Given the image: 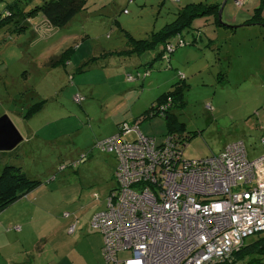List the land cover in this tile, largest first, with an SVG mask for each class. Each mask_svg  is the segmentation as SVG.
Here are the masks:
<instances>
[{
    "label": "rangeland",
    "instance_id": "1",
    "mask_svg": "<svg viewBox=\"0 0 264 264\" xmlns=\"http://www.w3.org/2000/svg\"><path fill=\"white\" fill-rule=\"evenodd\" d=\"M7 1L0 0V12ZM41 1L31 0L28 6ZM191 2L219 4L220 20L214 22L211 15L195 17L192 29L182 31L184 46L172 53L169 67L163 60H154L163 44L139 56L106 54L127 48L128 38H146ZM257 7L264 17V0H248L238 8L232 0H86L84 9L66 25L41 30V36L32 32H38L32 24L39 16L30 18L24 32L0 30V115L6 114L22 136L14 148L0 151V170L5 164L19 166L28 178L40 182L0 212V244L15 239V226H23L28 241L59 224L62 230L55 228L50 241L61 245L64 261L76 259L83 247L81 241L76 243L79 219L116 187L113 154L100 151L95 143L115 134L117 123L137 122L178 81L179 72L188 86L185 105L174 111L185 125L182 134L189 138L183 157L218 154L227 143L238 140L244 142L249 157L259 154V138L264 134L260 127L264 120L259 123L257 117L264 113V21L237 26L252 18ZM228 12L230 22L241 23H227ZM175 38L171 42L178 41ZM68 47L73 49L61 63L57 58ZM146 68V77L127 80ZM41 100L40 111L22 117L30 104ZM138 130L161 144L166 120L149 117L138 123ZM83 152L88 156L73 167ZM63 212L71 214L70 220L61 219ZM88 226L91 229L89 220ZM2 228L11 234H3ZM93 235L103 243L98 231ZM261 236L264 232L254 233L245 242ZM99 252L101 264H106ZM127 255L128 251L119 253L121 258ZM253 257L264 264V254L255 251ZM228 258L223 261L229 263L232 258Z\"/></svg>",
    "mask_w": 264,
    "mask_h": 264
},
{
    "label": "built area",
    "instance_id": "2",
    "mask_svg": "<svg viewBox=\"0 0 264 264\" xmlns=\"http://www.w3.org/2000/svg\"><path fill=\"white\" fill-rule=\"evenodd\" d=\"M246 1L233 4L238 8ZM174 48L167 44L164 51ZM139 122H122L115 134L95 143L115 159L116 187L89 220L91 229L102 235L106 264H211L264 231V136L254 157L238 140L218 154L186 159V143L166 135L156 144L139 132ZM84 157L83 152L72 166ZM122 251L128 255L119 257Z\"/></svg>",
    "mask_w": 264,
    "mask_h": 264
},
{
    "label": "trees",
    "instance_id": "3",
    "mask_svg": "<svg viewBox=\"0 0 264 264\" xmlns=\"http://www.w3.org/2000/svg\"><path fill=\"white\" fill-rule=\"evenodd\" d=\"M30 1L31 0H8L3 11L0 12V30L4 29L5 33L9 34L24 32L29 25L27 23V19L35 16L41 17L47 23L44 30L49 27H63L77 13L84 9L86 3V0H42L40 4L29 6L27 9ZM218 8L219 4L215 3L211 5H202L199 2L187 3L176 11V17L170 23L165 24L159 30L151 31L146 38H128L127 48L120 51L108 52L106 54L110 56H139L147 50H151L156 46L163 44V48L157 53L154 60H163L166 66L169 67L171 55L178 47V42L182 41V31L190 30L192 28V21L197 16L211 15L214 22H219L217 16ZM258 10L259 8L257 7L256 12L252 15L253 17L246 19L240 26L250 25V23L254 21H264V17H261ZM173 37H176L175 39L178 41L171 42ZM167 44H172L175 47L171 53L164 51ZM72 49V47L65 49L61 52L57 60L59 59L61 63H65L68 60ZM148 74L149 70L146 68L142 74L137 72L135 74H131V76H134L133 80H137L146 77ZM179 74H181V77L178 75V81L173 83L168 91L161 93L148 110L144 111L137 119L142 122L143 120L155 115L163 116L166 120L167 128L165 136L171 135L175 138L176 142L181 144L188 141L189 138L186 134H182L185 125L183 122L179 121L177 115L174 114V111L181 109L185 105L184 92L188 86L184 82L185 75L181 72H179ZM166 97L168 98L166 99ZM43 103V100H41L30 104L26 108L22 117L29 118L33 116L40 111ZM122 122L126 121H121L120 123ZM120 123H118L117 126H119ZM174 132L177 133L175 134ZM84 153L85 157L81 158V161L89 154L87 152ZM39 184V181L28 178L19 166L5 164L0 170V211L10 206L20 197L36 188ZM113 189H115V187L110 189V191ZM255 251L260 255L264 254V236L256 238L249 243H246L244 240L242 246L238 250H234L229 255V258H232L229 263L226 260L217 261L211 264H261L260 259L253 257V252Z\"/></svg>",
    "mask_w": 264,
    "mask_h": 264
},
{
    "label": "crops",
    "instance_id": "4",
    "mask_svg": "<svg viewBox=\"0 0 264 264\" xmlns=\"http://www.w3.org/2000/svg\"><path fill=\"white\" fill-rule=\"evenodd\" d=\"M28 8L29 6L27 7V9ZM229 17H230V14L228 12V15L226 18L228 21V22L226 21L227 23H233V22L241 23V21L235 22V20L233 22L232 21L230 22V20H233V19H231L232 17L230 18ZM245 20H243V22ZM29 21L30 19L28 18L27 19L28 24H29ZM46 24L47 23L41 17H38V20H36V23L32 24V28L37 27V31L39 32L35 33V31L33 30L32 32L34 34H38L39 36H41L40 32L41 30H44V28L47 26ZM224 28H228V27L224 26ZM194 42H195V39L194 40L192 39V43ZM176 55H178V53ZM176 55H174L173 57H176ZM258 116H259L258 122L260 123V120H264V113L263 112L259 114L257 113V117ZM260 127L264 131V125L260 124ZM261 136H264V134H262ZM251 153L255 155V152H251ZM250 157H254V156H250ZM81 203L83 206H86L87 200ZM94 204L95 205L93 206L90 212L86 213L85 215L82 214L83 216L79 219L78 226L76 227L80 229V233H79L80 240H77L76 243H79V241H81V244H83V247L80 249L81 253H76V255L78 256V257L76 256L77 257L76 259H69L67 261H64V259L61 258L60 256L61 252L59 251L61 248V245H57L53 241L52 242L50 241L53 238L52 234L54 233L55 228L58 227L59 229L61 228L62 230V227H61L62 225L61 226L59 224L57 226L54 225L52 228L48 229V231L44 230L43 233L36 235L35 239L33 238L28 241L24 239V236H23L24 228H22L23 226L21 228L19 226H15V230H16L14 233L16 234L15 239L11 241L7 240L5 242H1L0 244V264H101L99 251L102 247L101 246L102 242L99 239L98 235H93L96 231L94 230H93L94 232L91 231V229L88 226V220H90L91 214L93 212L101 210L105 207V201L103 199ZM2 214L3 213H0V219L3 216ZM70 215L68 217L62 216L61 219L68 221V219L70 220ZM8 222H9V219H8ZM16 227H19L18 228L19 230H17ZM2 233L6 234L7 236L11 234L10 231L8 230L5 231L3 230V228H2ZM47 233H50V234H47ZM49 236H51V238H49ZM54 237H56V235ZM92 239H93V242H92ZM76 245L78 244H75V246ZM49 253H50V257L47 255Z\"/></svg>",
    "mask_w": 264,
    "mask_h": 264
},
{
    "label": "water",
    "instance_id": "5",
    "mask_svg": "<svg viewBox=\"0 0 264 264\" xmlns=\"http://www.w3.org/2000/svg\"><path fill=\"white\" fill-rule=\"evenodd\" d=\"M225 1V0H224ZM222 6L218 9L220 20ZM240 26V25H237ZM22 140L21 134L6 114L0 115V151L11 150Z\"/></svg>",
    "mask_w": 264,
    "mask_h": 264
}]
</instances>
